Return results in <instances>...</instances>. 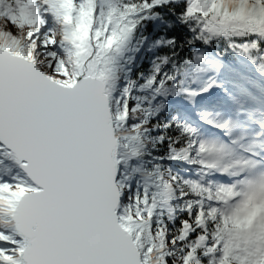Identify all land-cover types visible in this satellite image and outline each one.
Wrapping results in <instances>:
<instances>
[{
	"label": "snow or ice",
	"instance_id": "obj_1",
	"mask_svg": "<svg viewBox=\"0 0 264 264\" xmlns=\"http://www.w3.org/2000/svg\"><path fill=\"white\" fill-rule=\"evenodd\" d=\"M157 4L0 0V264H264L261 152L238 156L178 122L156 159L192 174H128L137 136L128 89L113 95L115 58L133 17ZM182 16L206 45L230 39L264 72V0H185Z\"/></svg>",
	"mask_w": 264,
	"mask_h": 264
},
{
	"label": "trees",
	"instance_id": "obj_2",
	"mask_svg": "<svg viewBox=\"0 0 264 264\" xmlns=\"http://www.w3.org/2000/svg\"><path fill=\"white\" fill-rule=\"evenodd\" d=\"M186 45H181L179 47L170 48L167 46L166 50H163L162 56L164 58V62L160 61V70L166 72L172 79L171 82L174 81V76L179 75L183 70H187L188 64L185 57L188 52L191 50L197 51L198 44H194L192 47H185ZM190 50V51H189ZM137 75L134 77V79ZM178 133H176L173 129H163L159 133H157L158 137H162L160 140V145L158 144L157 152H159V157H163L167 153L168 144L171 139L175 137ZM156 141V139H155ZM159 143V142H158ZM159 161H168L166 159H159Z\"/></svg>",
	"mask_w": 264,
	"mask_h": 264
},
{
	"label": "rangeland",
	"instance_id": "obj_3",
	"mask_svg": "<svg viewBox=\"0 0 264 264\" xmlns=\"http://www.w3.org/2000/svg\"><path fill=\"white\" fill-rule=\"evenodd\" d=\"M176 1H178V0H176ZM162 24V23H161ZM129 43H130V41H128V40H126L122 45H121V47H120V51H119V53L120 54H123V53H125V52H129L128 51V46H129ZM155 43H152V45H143L144 46V48H143V50L145 51V49L146 50H152V47H153V45H154ZM125 51V52H124ZM113 95H115L114 94V92H113ZM246 102H247V104H248V106H251L249 103V101L248 100H246ZM246 102L244 103L243 101H241V100H237V99H235L234 101H231V103H233V105H231V107H230V109H231V114L234 116V117H236V121H232V126H235V125H238V126H240V125H243V126H245L244 127V129L245 130H249L250 131V133H251V136H253L255 139H257V136H256V134L257 133H259V132H261V131H264V128H262L261 127V125H264V119H263V117H261V116H256V118H254L252 121H249V120H247V119H245L244 117H243V115L242 114H240V107H246ZM217 114H219L217 111L216 112H213L212 113V116L213 117H216L217 116ZM257 114H260L261 115V113L260 112H257ZM139 117V113H135V112H133L132 113V118L134 119V121H135V123H136V125L137 124H139L140 126H139V128L137 129V130H140L141 132H143L144 130H150V128H149V126L145 123V120H143V122L144 123H140L141 121H139V119H137ZM254 123V125H257L258 127H257V130H254V128L253 129H250L249 128V125H250V123ZM239 123V124H238ZM255 129H256V127H255ZM146 137H147V135H146ZM146 137H144V142H143V144L145 143V145H146V147H152V145L150 144V139H148L147 140V138ZM142 139H143V137H142ZM152 142V141H151ZM151 145V146H150Z\"/></svg>",
	"mask_w": 264,
	"mask_h": 264
}]
</instances>
